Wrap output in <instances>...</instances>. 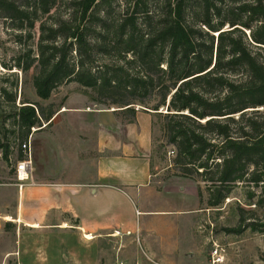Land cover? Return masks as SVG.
I'll return each instance as SVG.
<instances>
[{"label": "trees", "instance_id": "obj_1", "mask_svg": "<svg viewBox=\"0 0 264 264\" xmlns=\"http://www.w3.org/2000/svg\"><path fill=\"white\" fill-rule=\"evenodd\" d=\"M100 1L106 2L78 0L72 20L51 29L52 40L41 41L38 96L48 100L60 86L78 83L95 93L94 102L116 106L130 121L137 105L158 98L157 106L144 111L165 115L175 164L184 178L196 173L211 184V207L222 205L238 183L264 192V116L246 120L249 112L260 113L251 109L264 108L263 1L240 2L235 14L223 18L214 0H164L156 7L128 0L112 27L93 13ZM1 9L26 17L4 0ZM91 20L103 33L89 34ZM27 104L33 103L16 108L26 139L55 114ZM161 108L168 113H159ZM241 212L233 231L238 234L245 223ZM258 227L248 226L264 231V221Z\"/></svg>", "mask_w": 264, "mask_h": 264}, {"label": "crops", "instance_id": "obj_2", "mask_svg": "<svg viewBox=\"0 0 264 264\" xmlns=\"http://www.w3.org/2000/svg\"><path fill=\"white\" fill-rule=\"evenodd\" d=\"M65 114L78 115L80 123H59ZM50 122L48 169L34 170V184L0 188L4 259L17 264H141L139 245L146 259L183 261L184 231L190 239L196 236L197 209H178L168 202L178 191L158 190L156 113L138 111L130 121L114 109H66ZM183 216L185 227L177 221ZM7 226H16V233L6 232Z\"/></svg>", "mask_w": 264, "mask_h": 264}, {"label": "rangeland", "instance_id": "obj_3", "mask_svg": "<svg viewBox=\"0 0 264 264\" xmlns=\"http://www.w3.org/2000/svg\"><path fill=\"white\" fill-rule=\"evenodd\" d=\"M9 6L14 4L26 17L19 19L0 10V188L9 189L15 186L18 180V163L24 159L22 145L32 142L33 173L48 169V142L51 138V122L42 121L41 125L32 129L26 139L24 130L17 124L16 108L20 109L24 103H33L44 108L46 114L66 112V109H83L88 111L113 110L116 106L104 105L93 101L96 97L92 90L82 88L78 83H67L54 91L48 100L41 99L35 88V78L40 73L38 63V48L43 38L52 40L51 29H56L69 23L77 8L78 0H4ZM128 0H106L94 9L93 13L107 21L106 26H114V21L120 19L126 12ZM149 6L156 7L164 0H144ZM196 0H192L194 3ZM220 6L223 18L237 12L240 2L254 0H214ZM264 3V0H262ZM89 34L97 36L103 33L100 25H94L92 20L87 22ZM229 26H227L228 28ZM45 34L42 35V32ZM248 36L250 31H246ZM53 42V41H50ZM60 42V41H59ZM258 51V50H256ZM149 102L147 106L137 105L138 111L153 109L159 100ZM33 104H27L32 105ZM260 111L259 114L249 112L250 117L262 118L264 108L251 109ZM153 113H156L152 111ZM159 113L167 114V108H161ZM120 117L129 118L124 113ZM157 116V148L159 170L156 184L159 191L169 194L168 202L178 209H197L193 221V231L196 236H190L185 228L182 236L184 242L181 253L184 256L177 260H166L164 264H264V231H253L248 228L256 224L257 228L264 221V192L262 187L250 183H238L224 203L218 207L209 205L210 193L206 183L196 173L184 178L180 168L175 164L176 149L168 143L165 132L167 118L156 113ZM79 116L65 114L60 117L61 124L71 125L77 122ZM79 119V118H78ZM59 129L63 130V126ZM65 132V131H64ZM175 151V154L173 153ZM48 160H47V159ZM35 160V161H34ZM35 162V164H34ZM40 162V164H39ZM35 167V169H34ZM33 173L30 182L34 184ZM241 210L245 213V223L242 233L233 232L240 226ZM187 216L178 221L185 227ZM16 226L6 227V232L15 234ZM1 234V232H0ZM196 238V242L191 243ZM186 240V242H185ZM1 242V240H0ZM13 241L10 248H13ZM140 252L141 264H161L157 259H146L143 248L137 246ZM146 260V261H145ZM67 263V260H63ZM140 262L138 261L137 264ZM0 264H17L16 261L4 259L0 245Z\"/></svg>", "mask_w": 264, "mask_h": 264}, {"label": "built area", "instance_id": "obj_4", "mask_svg": "<svg viewBox=\"0 0 264 264\" xmlns=\"http://www.w3.org/2000/svg\"><path fill=\"white\" fill-rule=\"evenodd\" d=\"M22 152L24 159L18 163L17 174L19 182L24 184L30 181L33 173L32 142H25L22 145ZM173 153L175 154V151Z\"/></svg>", "mask_w": 264, "mask_h": 264}, {"label": "bare ground", "instance_id": "obj_5", "mask_svg": "<svg viewBox=\"0 0 264 264\" xmlns=\"http://www.w3.org/2000/svg\"><path fill=\"white\" fill-rule=\"evenodd\" d=\"M6 220L9 221V222L13 221V219L11 217H7ZM117 236H119V235H117Z\"/></svg>", "mask_w": 264, "mask_h": 264}, {"label": "water", "instance_id": "obj_6", "mask_svg": "<svg viewBox=\"0 0 264 264\" xmlns=\"http://www.w3.org/2000/svg\"><path fill=\"white\" fill-rule=\"evenodd\" d=\"M33 107V106H32ZM114 110H117V109H114Z\"/></svg>", "mask_w": 264, "mask_h": 264}]
</instances>
